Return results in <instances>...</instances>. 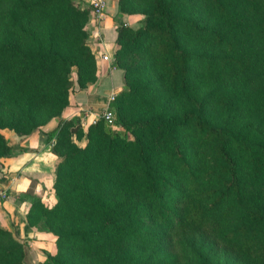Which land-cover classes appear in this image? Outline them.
<instances>
[{
    "label": "trees",
    "instance_id": "16d2710c",
    "mask_svg": "<svg viewBox=\"0 0 264 264\" xmlns=\"http://www.w3.org/2000/svg\"><path fill=\"white\" fill-rule=\"evenodd\" d=\"M119 10L140 15L117 29L121 127L72 118L45 133L60 160L55 202L25 215V232L55 236L38 264H264V0ZM89 17L76 0H0V131L39 130L97 80ZM0 264H32L1 228Z\"/></svg>",
    "mask_w": 264,
    "mask_h": 264
},
{
    "label": "crops",
    "instance_id": "0c3cea01",
    "mask_svg": "<svg viewBox=\"0 0 264 264\" xmlns=\"http://www.w3.org/2000/svg\"><path fill=\"white\" fill-rule=\"evenodd\" d=\"M139 20V14L121 12L119 0H106L104 15L98 25L101 40L94 36L90 42L96 60L97 80L88 83L84 89L75 87L70 93L69 105L61 116L50 120L39 130L25 136L8 128L0 131L11 147V154L0 160V189L6 193L0 199V228L20 241L28 240L29 245L32 243L42 253L52 251L55 236L36 228L25 232L24 221L34 198H39L46 204L55 202L53 183L55 167L60 158L45 142V133L53 131L60 120L77 118L80 122L83 109H104L109 105L110 94H117L124 86L123 70L110 63L117 45V28L121 22L137 28ZM102 55H107L109 60H103ZM86 128L87 126L82 127L84 131ZM75 142L80 146L85 145L83 138ZM42 259V256L37 257L38 261Z\"/></svg>",
    "mask_w": 264,
    "mask_h": 264
},
{
    "label": "built area",
    "instance_id": "2783aa9c",
    "mask_svg": "<svg viewBox=\"0 0 264 264\" xmlns=\"http://www.w3.org/2000/svg\"><path fill=\"white\" fill-rule=\"evenodd\" d=\"M83 4H87L90 9L93 11V17L96 22V27L93 32V35L99 37L98 25L101 19L103 18L104 11L106 8V0H77ZM103 60H109L107 55H102ZM116 97V93H111L109 96V105L102 109L99 112L90 109H83L80 115V125L81 127H88L89 125L95 124L99 120H103L104 123L112 129L117 128L115 112L112 108V102ZM54 143V139L51 140L50 145ZM6 193L4 190L0 189V199L4 198Z\"/></svg>",
    "mask_w": 264,
    "mask_h": 264
},
{
    "label": "rangeland",
    "instance_id": "374dc122",
    "mask_svg": "<svg viewBox=\"0 0 264 264\" xmlns=\"http://www.w3.org/2000/svg\"><path fill=\"white\" fill-rule=\"evenodd\" d=\"M76 2L78 3V4H81L82 6H87V4H83V3H81V2H78L77 0H76ZM125 24L123 23V22H121L120 24H119V26H118V28L119 27H121V26H124ZM127 26V25H126ZM95 27H96V22H95V19H94V17H93V11L90 9V17H89V20H88V22H87V28H88V30H89V32H90V36H89V38H88V41H89V43L91 42V40H92V37H94V35H93V32H94V30H95ZM117 28V29H118ZM97 40H101V37L99 36V37H97ZM117 48H118V45H116V49H115V52H114V56H115V53H116V50H117ZM113 56V58H111V61H110V63H111V66H113V65H115V57ZM102 109H95L94 111H96V112H99V111H101ZM114 110V109H113ZM115 112V111H114ZM115 116H116V112H115ZM120 125H118L117 126V128L116 129H113V130H117V129H120ZM32 239H29V241H31ZM52 240V239H51ZM50 240V241H51ZM55 240V239H54ZM26 243H27V245L29 246V254H30V259H31V262H32V264H38L40 261H38L37 260V257H40V256H42L43 257V253H42V251H40V249L39 248H37L36 246H34L32 243L29 245V242L28 241H26V240H24ZM46 241H48V240H46Z\"/></svg>",
    "mask_w": 264,
    "mask_h": 264
}]
</instances>
